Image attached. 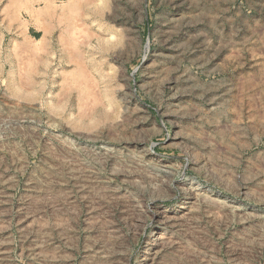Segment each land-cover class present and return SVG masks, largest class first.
<instances>
[{"label": "rangeland", "instance_id": "1", "mask_svg": "<svg viewBox=\"0 0 264 264\" xmlns=\"http://www.w3.org/2000/svg\"><path fill=\"white\" fill-rule=\"evenodd\" d=\"M0 264H264V0H0Z\"/></svg>", "mask_w": 264, "mask_h": 264}]
</instances>
